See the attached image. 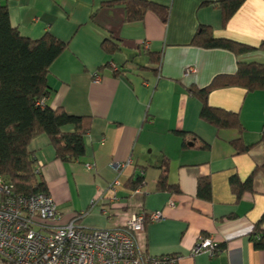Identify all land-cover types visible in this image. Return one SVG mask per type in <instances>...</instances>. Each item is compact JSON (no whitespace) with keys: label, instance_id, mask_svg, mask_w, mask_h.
Here are the masks:
<instances>
[{"label":"crops","instance_id":"0c3cea01","mask_svg":"<svg viewBox=\"0 0 264 264\" xmlns=\"http://www.w3.org/2000/svg\"><path fill=\"white\" fill-rule=\"evenodd\" d=\"M145 1L169 9L167 23L152 11L128 21L121 0H0L23 36L38 40L50 33L68 45L50 68L48 104L91 120L81 160H56L46 135L31 141L37 177L58 206L60 225L82 214L78 226L115 229L142 210L159 211L163 219L147 224L141 240L149 255H177L180 264H264V250L251 241L264 216V91L232 87L210 93L209 105L238 113L241 129L205 122L203 102L189 91L235 74L240 62L264 64V0H246L227 24L219 7L227 0ZM203 26L216 38L256 50L238 58L195 47ZM106 40L120 50L105 52ZM237 140L246 152L234 147ZM164 164L168 191L157 188ZM114 165L123 168L117 172ZM254 172L253 191L239 197L232 180L247 182ZM139 178L143 185L134 192ZM117 179L118 201L110 203L102 196ZM203 179L210 181V199L198 193ZM202 236L224 252L192 255Z\"/></svg>","mask_w":264,"mask_h":264},{"label":"trees","instance_id":"16d2710c","mask_svg":"<svg viewBox=\"0 0 264 264\" xmlns=\"http://www.w3.org/2000/svg\"><path fill=\"white\" fill-rule=\"evenodd\" d=\"M245 1L227 0L219 4L224 11L225 24ZM121 3L127 10L128 21L143 20L149 11L157 14L164 23L168 21L170 11L166 7L145 0H121ZM192 45L206 50L228 51L238 58L256 50L236 41L216 38L213 30L206 26L198 30ZM102 47L109 54L120 50L119 46L107 40ZM67 48L66 43L50 33L38 40L23 36L11 24L7 7L0 5V177L16 195L49 193L46 184L40 182L35 174V160L29 152L34 138L48 136L56 160L63 163L81 160L86 155L85 136L90 131L91 120L68 115L62 108L48 104L52 96L48 85L50 68ZM259 49L264 50V42ZM154 61L158 64L159 59ZM232 87L243 88L248 93L264 91V64L240 62L235 74L219 75L205 89L189 88L190 93L203 102L201 118L217 129H241L238 113L214 108L208 103L211 92ZM68 127L73 131L67 132L65 129ZM233 145L240 153L248 150L241 140L233 142ZM161 170L157 188L168 191L171 186L166 164L161 166ZM254 176L255 172L244 183L236 178L232 180L233 190L239 197L246 191H253ZM143 182L139 178L132 191L135 192ZM198 193L203 198H211L208 179L199 181ZM263 225L264 216L251 234V241L258 250H264Z\"/></svg>","mask_w":264,"mask_h":264},{"label":"built area","instance_id":"2783aa9c","mask_svg":"<svg viewBox=\"0 0 264 264\" xmlns=\"http://www.w3.org/2000/svg\"><path fill=\"white\" fill-rule=\"evenodd\" d=\"M95 79L99 82L100 77L95 75ZM113 168L119 172L123 166ZM35 174L40 175L38 167ZM119 187L117 179L102 197L116 203ZM80 217L60 225L61 214L49 193L16 195L0 177V264H180L182 260L177 255L151 256L141 243L146 225L163 219L159 211L147 214L142 210L115 229L83 228L76 224ZM223 252L217 243L202 236L192 255L206 253L215 258Z\"/></svg>","mask_w":264,"mask_h":264}]
</instances>
